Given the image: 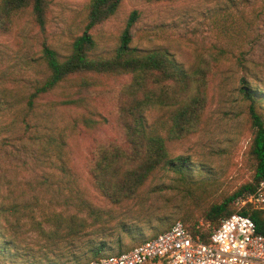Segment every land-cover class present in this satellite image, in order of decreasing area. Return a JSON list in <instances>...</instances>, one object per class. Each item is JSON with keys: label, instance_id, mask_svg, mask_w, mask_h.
<instances>
[{"label": "rangeland", "instance_id": "rangeland-1", "mask_svg": "<svg viewBox=\"0 0 264 264\" xmlns=\"http://www.w3.org/2000/svg\"><path fill=\"white\" fill-rule=\"evenodd\" d=\"M86 3L52 0L43 31L27 12L13 16L7 30L0 29V264H28L33 261L28 255L50 256L59 250L44 238L43 231L53 226L44 222L43 214L66 215L74 209L61 204L65 197L60 193L61 173L54 168V150L47 153L46 146L58 141L65 126L75 189L96 205H108L91 181L87 159L96 144L119 136L105 88L126 78L106 79L96 88L100 97L93 94L87 108L61 105L62 89H57L37 98L32 112L25 109L27 95L45 77L40 59L43 45L67 53L85 29ZM133 11L132 46L165 49L185 68L204 61L209 65L205 124L194 135L168 142V147L172 156L188 157L198 169L211 171L219 179L212 195L219 198L251 177L246 151L252 128L239 86L244 77L264 89V0H123L112 17L89 30L96 53L119 44ZM82 113L90 114L94 124L78 123L70 132L69 122ZM146 116L149 122L165 120L168 110L152 107ZM173 178V173H164L150 187L168 185ZM148 197L145 206L153 215L167 219L178 215L182 202L175 191L164 189ZM234 206L237 210L252 208L241 207L236 200ZM150 233L144 226V234ZM124 241L127 245L133 242L128 237ZM107 256L111 255L91 253L88 261Z\"/></svg>", "mask_w": 264, "mask_h": 264}, {"label": "trees", "instance_id": "trees-1", "mask_svg": "<svg viewBox=\"0 0 264 264\" xmlns=\"http://www.w3.org/2000/svg\"><path fill=\"white\" fill-rule=\"evenodd\" d=\"M86 1L85 29L73 40L69 51L62 54L43 45L40 59L45 66V77L27 95L25 109L32 112L37 98L57 89H62L61 105L87 108L93 97H100L96 88L106 79L126 78L117 86L105 88L119 136L96 144L87 159L91 181L108 205H96L75 189L78 185L69 166L63 136L65 126L58 141L47 142L46 149L47 153L54 150V168L61 173L60 193L65 196L61 204H70L74 213L43 214L44 222L53 226L43 231L44 238L59 250L50 256L28 255L33 258L28 264H84L91 253L120 254L167 231L175 222H181L192 235L207 241L220 220L234 212L248 215L257 231L264 234V210L244 207L238 211L234 206L239 196L253 191L264 179V89L248 83L244 77L240 80L239 91L247 102L252 128L246 151L251 177L214 199L213 187L219 179L212 177L209 170L198 169L188 157L172 156L168 147V142L194 135L205 124L208 63L185 68L165 49L132 46L130 31L136 11L129 15L119 44L109 51L96 53L89 30L112 17L123 0ZM51 2L0 0V29L7 30L13 16L27 12L43 31ZM93 94L96 95L91 97ZM152 107L166 108L167 118L149 122L146 111ZM94 122L90 114L82 113L71 119L68 128L71 132L78 123L90 127ZM164 173H173V181L150 187ZM164 189L175 191L182 202L178 215L172 219L155 216L145 206L148 196ZM144 226L150 229L149 236L144 234ZM124 237L133 242L127 245Z\"/></svg>", "mask_w": 264, "mask_h": 264}, {"label": "built area", "instance_id": "built-area-1", "mask_svg": "<svg viewBox=\"0 0 264 264\" xmlns=\"http://www.w3.org/2000/svg\"><path fill=\"white\" fill-rule=\"evenodd\" d=\"M236 203L264 210V179ZM84 264H264V234L257 231L248 215L234 212L220 220L207 241L175 222L167 231L128 251Z\"/></svg>", "mask_w": 264, "mask_h": 264}]
</instances>
